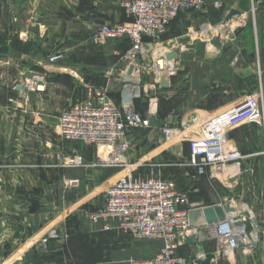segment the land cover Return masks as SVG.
Listing matches in <instances>:
<instances>
[{"label":"crops","instance_id":"obj_1","mask_svg":"<svg viewBox=\"0 0 264 264\" xmlns=\"http://www.w3.org/2000/svg\"><path fill=\"white\" fill-rule=\"evenodd\" d=\"M201 1L198 11L180 14L157 39L175 53L174 70H166L174 71L167 88L144 64L132 63L129 77L146 101L138 107L146 113L149 99H155L173 125L189 113L213 114L249 95L264 112V0ZM41 2L0 0V264H129L149 258L158 252V241L100 231L82 214L102 206L103 190L117 172L100 163L93 148L61 139L55 127L60 111L92 94L74 75L73 40L84 32L91 38L101 24L126 21L120 0ZM233 11L237 14L226 20ZM55 53L62 59L49 63ZM130 64L114 66L122 84H102L115 102H122ZM31 72L45 77L44 91L22 88L24 74ZM247 125L227 137L245 159L241 175L226 188L241 204L251 203L248 229L257 239L241 246L232 262L224 260L227 264H264V123ZM74 154L83 157V168L68 167ZM71 179L79 185L69 187ZM51 231L56 238L44 242ZM210 240L207 235L202 246Z\"/></svg>","mask_w":264,"mask_h":264},{"label":"built area","instance_id":"obj_2","mask_svg":"<svg viewBox=\"0 0 264 264\" xmlns=\"http://www.w3.org/2000/svg\"><path fill=\"white\" fill-rule=\"evenodd\" d=\"M201 4V0H120L126 21L101 24L91 38L99 46L113 41L127 44L122 56L118 51L113 54L120 55V61L125 63L140 61L159 80L165 71V56L169 51L161 47L157 39L180 14L198 11ZM62 57L61 53H55L47 61L55 63ZM129 84L133 93L138 84ZM21 86L27 91H44L46 79L31 72L25 75ZM127 86L124 84V88ZM154 100L149 99L147 112L141 114L135 108L134 98L130 105H123L110 98L106 85L101 86L94 89L91 96L76 100L60 111L56 132L65 141L93 148L100 163L114 166L118 155L128 149L126 131L144 125L145 120L155 114ZM252 123L262 125L264 112L258 98L249 95L213 114L189 113L179 124L162 128L161 133L166 142L176 140L181 150L187 146L185 165L192 170L194 177L206 176L210 180L221 177L225 183L222 186L226 188L241 175L245 159L229 144L227 137L236 129ZM106 156L109 162L103 160ZM67 165L79 169L85 166V162L81 155L74 154ZM68 185L77 187L79 180L71 179ZM101 200L102 206L98 209L82 211L91 224L99 226L100 231L116 229L139 240L160 241V248L153 256L131 260L129 264H184L178 250L186 245L185 240L196 237L199 230L218 243V252L229 262L233 261L241 246L256 243L257 236L249 234L250 218L244 215L245 211L236 212V215L226 212L224 221L211 226L190 227L189 212L194 208L187 193L174 181L160 175L134 176L129 171L103 190ZM226 204L231 209L237 206L233 200ZM244 207L248 212L247 206ZM54 238L56 234L51 231L43 241ZM196 248L202 247L197 245ZM226 250L229 252L227 256L224 254Z\"/></svg>","mask_w":264,"mask_h":264},{"label":"rangeland","instance_id":"obj_3","mask_svg":"<svg viewBox=\"0 0 264 264\" xmlns=\"http://www.w3.org/2000/svg\"><path fill=\"white\" fill-rule=\"evenodd\" d=\"M41 3L47 5L55 2L54 0H42ZM8 16L6 14V17ZM175 20L172 21L169 27ZM89 36V34L84 32L83 37L73 40L75 46L69 48L71 54L75 55L72 59L73 63L76 64L73 69L74 75L82 78L84 87L92 91L101 87L106 81L108 83L113 81V86L122 84L120 79L116 77L120 73L119 68L114 71L116 70L114 66L116 63L122 62L120 61V55L122 56L125 53L128 45L113 41L99 46L94 44ZM114 51L120 52V55H114ZM113 62L115 63L113 64ZM123 84L126 83L124 82ZM140 102L145 103L143 99ZM162 109V106L159 105L158 107L157 105L155 114L145 120L147 123L145 122L140 127L126 131L128 149L118 155L117 162L114 165L117 172L115 180L129 171L134 176L151 177L160 175L174 181L179 188L184 190L188 195L191 207L194 209L212 205L225 206L227 201L233 200L239 205L238 207L242 204L246 205L252 213L251 203L245 202L241 204V199L233 197L235 194L233 195L228 188L222 186L224 180L221 177L219 180L213 179L209 181L205 177H194L192 175V170L185 165L188 154L187 146L184 145L182 147L183 150L180 151L176 140L166 142L161 133L162 128L173 125L170 122L167 123L166 113ZM243 127L245 126L238 128L234 132L240 131ZM252 192L254 194L253 190ZM236 194L238 195V189ZM244 215L251 214L245 210ZM204 235L207 237L206 232H204ZM156 241L160 243L159 240ZM213 244V240L207 242L205 246L199 244L202 250L182 245L178 250V254L183 259L184 264H203L204 260H206V254L210 253L215 256L210 260L209 264L213 260L215 263L217 262L216 264H227L221 253H215ZM193 255H195V258L192 257Z\"/></svg>","mask_w":264,"mask_h":264},{"label":"water","instance_id":"obj_4","mask_svg":"<svg viewBox=\"0 0 264 264\" xmlns=\"http://www.w3.org/2000/svg\"><path fill=\"white\" fill-rule=\"evenodd\" d=\"M237 14L235 11L231 12L227 17L226 20L230 19L233 15ZM166 60V69L169 67V69L174 70L173 65L175 62V53L170 51L165 56ZM140 63V61H137ZM134 69V65L131 63L126 70L125 73V83L128 85L125 87L122 91V104L123 105H130L132 103L133 98L137 99L141 97V90L139 86L134 87V92L131 93L130 84L133 82V79L129 76H131ZM174 75V71H172L170 74H167L165 72L161 73L158 80V85L161 88H167L169 86V78L170 76ZM232 209L229 207V205L221 206V205H212L207 206L203 208H197L192 209L189 212V225L192 228H200L202 226L208 225L211 226L215 223L222 222L226 218V212L231 211ZM205 235L202 230H199L197 232L196 237H191L190 239L185 240L186 245H199L202 244L205 241ZM215 255L213 254H206V260H204L203 264H209L210 260L214 258ZM195 258V255L192 256Z\"/></svg>","mask_w":264,"mask_h":264},{"label":"bare ground","instance_id":"obj_5","mask_svg":"<svg viewBox=\"0 0 264 264\" xmlns=\"http://www.w3.org/2000/svg\"><path fill=\"white\" fill-rule=\"evenodd\" d=\"M165 70V71H164ZM164 72L166 73V68L164 67ZM103 157V156H102ZM103 160H105L106 162H109V157L106 156ZM246 210V207L244 206H241V207H238V206H234V208H232L231 211H228V215H236V212H239V211H245ZM252 238H255V235L252 236ZM226 253H224L226 256L229 254V252L226 250L225 251ZM231 261V260H230ZM232 262V261H231Z\"/></svg>","mask_w":264,"mask_h":264},{"label":"trees","instance_id":"obj_6","mask_svg":"<svg viewBox=\"0 0 264 264\" xmlns=\"http://www.w3.org/2000/svg\"><path fill=\"white\" fill-rule=\"evenodd\" d=\"M140 100H141V98H139V99H137L135 101V106H136L135 108H136V110L138 109L137 111H139L141 114H144L145 109L144 108L142 109V108L138 107V105L139 106H145L146 105V101H145V103H143V102L141 103Z\"/></svg>","mask_w":264,"mask_h":264}]
</instances>
